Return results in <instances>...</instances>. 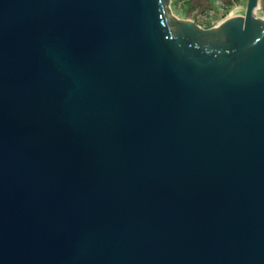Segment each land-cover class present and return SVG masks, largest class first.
<instances>
[{
	"label": "water",
	"instance_id": "1",
	"mask_svg": "<svg viewBox=\"0 0 264 264\" xmlns=\"http://www.w3.org/2000/svg\"><path fill=\"white\" fill-rule=\"evenodd\" d=\"M0 0V264H264V0Z\"/></svg>",
	"mask_w": 264,
	"mask_h": 264
},
{
	"label": "built area",
	"instance_id": "2",
	"mask_svg": "<svg viewBox=\"0 0 264 264\" xmlns=\"http://www.w3.org/2000/svg\"><path fill=\"white\" fill-rule=\"evenodd\" d=\"M242 1L243 0H216L215 8H209L206 10V13L196 16L198 20L196 23L203 28L213 27L235 8H241ZM185 2L188 1L179 2L178 6L184 5ZM258 10L264 13V6L259 5Z\"/></svg>",
	"mask_w": 264,
	"mask_h": 264
},
{
	"label": "rangeland",
	"instance_id": "3",
	"mask_svg": "<svg viewBox=\"0 0 264 264\" xmlns=\"http://www.w3.org/2000/svg\"><path fill=\"white\" fill-rule=\"evenodd\" d=\"M184 1H188L193 5L191 10H188V8L184 5L178 6L179 2L181 3ZM210 1L209 0H176V1L171 0L170 7L172 10V13L175 16H177L179 18H187L188 17V18L194 20L195 22H198V20L196 18V16L198 14L206 13V10L209 9V7L215 8V3L210 2ZM245 2H246V0H243L241 2V8L245 7ZM257 15L264 16V13H262L258 10Z\"/></svg>",
	"mask_w": 264,
	"mask_h": 264
},
{
	"label": "trees",
	"instance_id": "4",
	"mask_svg": "<svg viewBox=\"0 0 264 264\" xmlns=\"http://www.w3.org/2000/svg\"><path fill=\"white\" fill-rule=\"evenodd\" d=\"M184 6H186L188 8V10H191V8H192V4L190 2H185Z\"/></svg>",
	"mask_w": 264,
	"mask_h": 264
},
{
	"label": "crops",
	"instance_id": "5",
	"mask_svg": "<svg viewBox=\"0 0 264 264\" xmlns=\"http://www.w3.org/2000/svg\"><path fill=\"white\" fill-rule=\"evenodd\" d=\"M210 1V0H209ZM216 0H211L210 2H214L215 3ZM199 4V3H198ZM193 6V5H192ZM209 8H213V7H209Z\"/></svg>",
	"mask_w": 264,
	"mask_h": 264
}]
</instances>
